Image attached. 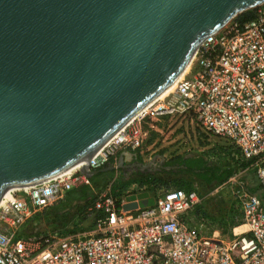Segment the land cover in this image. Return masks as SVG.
Masks as SVG:
<instances>
[{"label":"water","instance_id":"1","mask_svg":"<svg viewBox=\"0 0 264 264\" xmlns=\"http://www.w3.org/2000/svg\"><path fill=\"white\" fill-rule=\"evenodd\" d=\"M263 3L0 0V201L89 160L179 78L207 36ZM155 161L130 167L157 173L165 159Z\"/></svg>","mask_w":264,"mask_h":264},{"label":"built area","instance_id":"2","mask_svg":"<svg viewBox=\"0 0 264 264\" xmlns=\"http://www.w3.org/2000/svg\"><path fill=\"white\" fill-rule=\"evenodd\" d=\"M173 127L198 131L202 141L219 140L204 148L219 149L207 158L220 160L229 151L264 192V3L207 36L175 87L153 99L86 163L100 169L121 150L154 146ZM80 168L11 190L0 201V223L20 227L67 191L90 184ZM231 179L238 184L242 223L230 238L219 229L204 235L185 219L198 210L202 225L208 223L202 208L206 198L195 190L165 188L153 204L125 210L108 189L91 205L96 214L87 233L19 237L0 227V264H264V200L248 189L240 173Z\"/></svg>","mask_w":264,"mask_h":264},{"label":"rangeland","instance_id":"3","mask_svg":"<svg viewBox=\"0 0 264 264\" xmlns=\"http://www.w3.org/2000/svg\"><path fill=\"white\" fill-rule=\"evenodd\" d=\"M195 136L197 139H195ZM201 136L202 134L200 135L198 131L193 134L192 132L175 130V127L165 129L163 134L157 137L158 139L154 146L151 147L146 145V147L150 148L148 150L146 147L143 149V155L140 157L141 161L149 162L153 158H156V161H158L160 156H163L166 163V159L171 161L174 157L179 155L189 156L203 154L202 152L205 147H211V145L219 143V140L214 137H209L211 139L210 141H202L200 139ZM138 152L140 153L141 151ZM234 160H237L239 164H241L240 159L236 156H234ZM156 166L158 167V165ZM244 168L245 166L237 169L236 173H240L241 178L247 183V187L251 192L258 194V196L264 200V192L257 186L253 173L250 170L244 171ZM123 173L125 174L123 179H119L114 183H112L113 178L110 174V176L107 175L106 179L99 182L91 181L88 185H82L84 187H89L86 191V195H82L81 192L71 193L69 195L70 201L84 199L85 203L90 204L102 191L108 188L111 189L110 191L113 195H119L120 193L117 192V190L127 189L131 186L136 189L141 186V183L145 179L144 175L146 174V172L144 173L138 170L126 171V169ZM174 178H177L181 183H189L192 190L205 196L206 200L203 204V209L206 216L210 219V224L207 225V234L210 235L213 229H219L224 232L225 238H230L232 229L237 226L238 223H242V208L235 193L238 189L237 182L230 177L223 184L209 186L205 185L201 179L189 174L178 175ZM170 183L176 184L172 181ZM161 188L165 189V186L160 187L156 185V190H150L151 200L141 202L140 206L145 207L153 204L158 194L157 192L158 190L160 192ZM59 209L63 208L52 207L48 212L46 210L42 212L36 211L33 216L20 227L12 228L4 223H0V227H7L8 230L13 231L16 236L19 237H31L36 232L47 233L52 229L62 228L71 223L75 209L72 208V210L70 209L66 212L62 211L60 214L58 213ZM239 230L240 229H237L236 231Z\"/></svg>","mask_w":264,"mask_h":264},{"label":"crops","instance_id":"4","mask_svg":"<svg viewBox=\"0 0 264 264\" xmlns=\"http://www.w3.org/2000/svg\"><path fill=\"white\" fill-rule=\"evenodd\" d=\"M149 148L150 147H148V149ZM142 153L143 151H141L140 153L138 151H132V150L119 151L118 154L113 158V162H111L119 166V168L115 171H111L108 173H102L100 176L95 178V180L92 182H95V181L99 182L101 180H104L107 178V175L110 176V174L112 175V178H113L112 183L117 182L119 179H123L125 175L123 171L125 169L131 168L130 165L133 163L142 162L140 158L143 155ZM168 161L169 159H166V163ZM152 175L153 173L148 171L145 174V177L147 176L150 177ZM86 188L88 189L89 187L88 186L84 187L82 185L76 186L72 190L67 191L64 197L59 199L58 202H56L54 205H51L47 207L46 209L42 210V211L46 210L48 212L50 208L52 207L63 208V209L58 210V213L60 214L62 211L66 212V211H69L70 209L72 210V208L75 209L72 215L71 223L67 224L65 227H62V228L52 229L51 231L44 233V234L61 233L63 235H70V234L78 235V234L87 233L93 228L96 212L92 210L91 205L93 204L94 201L90 204L89 203L87 204L85 203L84 199L71 200V201L69 199V195L71 193H76V192H81L82 195L85 196L87 193L85 190ZM108 189H105L104 191ZM162 189L164 188H161V190ZM150 190H156L155 185L153 183H144V184L141 183V186L137 187L136 189H134V187L131 186L127 189L117 190V192H119L120 194L119 193H118L119 195L115 194V196L119 199V201L122 199V202L120 201V206L123 207L125 210H135L138 205L137 203H139L140 205L141 202H146V201L151 200V196L149 193ZM104 191H102L101 193H103ZM157 193L159 194V190ZM202 208H203V205H202ZM199 215H200V211L198 210L190 211L185 214V219L190 223V225H192L193 227H196L202 234L210 236L211 234L208 235L207 234L208 232L206 231L208 227L207 225L210 224V219L208 220V223H206L203 226ZM35 234H43V233L36 232Z\"/></svg>","mask_w":264,"mask_h":264},{"label":"trees","instance_id":"5","mask_svg":"<svg viewBox=\"0 0 264 264\" xmlns=\"http://www.w3.org/2000/svg\"><path fill=\"white\" fill-rule=\"evenodd\" d=\"M151 141V140H150ZM219 150V149H218ZM216 149H208L203 151V154L200 155H189V156H177L174 157L171 161H168L167 163L174 166H185L182 169L177 170H169V171H160L157 173H153L150 177H145L144 183H153L155 186H165V188H180L185 189L187 191L192 190L190 188L189 183H181L177 180V178H174L178 175L183 174H189L196 178H199L203 181L205 185H217V184H223L226 182L227 179H229L231 176H233L236 173V170L239 168H243L245 164H239L237 160H234V157L231 156V153L229 151L226 152V156L223 159L220 160H210L207 158V154L211 151L213 154H217ZM224 152V151H223ZM113 162V158L110 159L111 163ZM102 173H99L98 175L90 178L91 181H94L95 178L100 176ZM175 182L176 184H172L170 182ZM87 191V188L85 189ZM240 224V223H238ZM237 224V225H238Z\"/></svg>","mask_w":264,"mask_h":264},{"label":"bare ground","instance_id":"6","mask_svg":"<svg viewBox=\"0 0 264 264\" xmlns=\"http://www.w3.org/2000/svg\"><path fill=\"white\" fill-rule=\"evenodd\" d=\"M187 69H188V66L185 68V70L183 71V73L180 75V76H182L186 71H187ZM180 76H179V78H180ZM175 83H176V81L174 82V83H172L169 87H167L162 93H160L159 95H158V97H162V96H164V95H166L167 93H169L174 87H175ZM147 106V105H146ZM145 106V107H146ZM144 107V108H145ZM143 108V109H144ZM132 120V119H131ZM130 120V121H131ZM109 140V139H108ZM107 140V141H108ZM106 141V142H107ZM105 142V143H106ZM104 143V144H105ZM87 165V163H86V161H83V162H81V163H79V164H77L76 166H74L73 168H71V169H69V170H73V169H75V168H78V167H83V166H86ZM68 170V171H69ZM11 191V190H10ZM10 191H7V192H5L4 193V196H7V197H9V195H10ZM3 198V197H2ZM241 229V228H240Z\"/></svg>","mask_w":264,"mask_h":264},{"label":"flooded vegetation","instance_id":"7","mask_svg":"<svg viewBox=\"0 0 264 264\" xmlns=\"http://www.w3.org/2000/svg\"><path fill=\"white\" fill-rule=\"evenodd\" d=\"M156 165H158V167H162L161 171H169V170H172V169L173 170H177V169H182L183 167H185V166H182V165L174 166V165H170V164L165 163V162L163 164H160V163L156 162ZM165 166H169L171 168L168 170V169H165ZM126 170H129V171H135V170L141 171V169L139 167H134V168L131 167V168H127Z\"/></svg>","mask_w":264,"mask_h":264}]
</instances>
